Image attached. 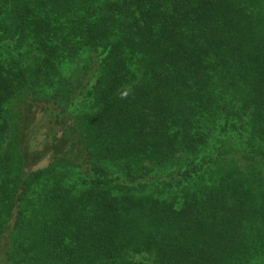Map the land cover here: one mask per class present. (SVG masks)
<instances>
[{
    "label": "trees",
    "instance_id": "obj_1",
    "mask_svg": "<svg viewBox=\"0 0 264 264\" xmlns=\"http://www.w3.org/2000/svg\"><path fill=\"white\" fill-rule=\"evenodd\" d=\"M0 264H264V0H0Z\"/></svg>",
    "mask_w": 264,
    "mask_h": 264
},
{
    "label": "rangeland",
    "instance_id": "obj_2",
    "mask_svg": "<svg viewBox=\"0 0 264 264\" xmlns=\"http://www.w3.org/2000/svg\"><path fill=\"white\" fill-rule=\"evenodd\" d=\"M48 163V159L43 160V162L40 165H45Z\"/></svg>",
    "mask_w": 264,
    "mask_h": 264
}]
</instances>
